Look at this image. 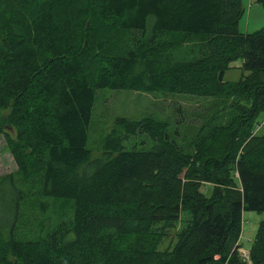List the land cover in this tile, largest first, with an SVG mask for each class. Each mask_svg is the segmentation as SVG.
Returning <instances> with one entry per match:
<instances>
[{
  "label": "trees",
  "instance_id": "obj_1",
  "mask_svg": "<svg viewBox=\"0 0 264 264\" xmlns=\"http://www.w3.org/2000/svg\"><path fill=\"white\" fill-rule=\"evenodd\" d=\"M241 13L240 0H0V136L15 164L0 176V264H264V26L238 31ZM104 88L219 109L188 150L164 121L117 116L92 155ZM138 134L151 146L125 149ZM244 210L262 214L247 260Z\"/></svg>",
  "mask_w": 264,
  "mask_h": 264
},
{
  "label": "rangeland",
  "instance_id": "obj_2",
  "mask_svg": "<svg viewBox=\"0 0 264 264\" xmlns=\"http://www.w3.org/2000/svg\"><path fill=\"white\" fill-rule=\"evenodd\" d=\"M240 2L242 13L237 20V30L249 33L264 26V11L261 3L257 0H240ZM239 65L238 60L232 62L230 68L224 71L222 79L224 81L238 80L242 73ZM218 109L215 99L188 94L139 93L131 90L100 89L95 93L91 109L86 148L91 151L92 155L98 154L103 138L111 130L115 117L137 119L142 116H150L166 122L170 129L176 128L178 142L188 150L198 125ZM259 120L264 123V117L261 115ZM262 127L264 128V126ZM263 128L260 127V131ZM9 132L12 134V131ZM123 146L125 149H148L151 143L144 134H138L125 141ZM14 170L15 164L0 136V176L12 173ZM39 203L40 201L36 202L33 208H25L23 211L28 220L34 219L37 215ZM261 218L262 214L255 211L244 210L241 213L238 239V254L241 258H246L245 254L247 253L243 255L242 250L247 252ZM172 239V235L170 238H166L164 246L171 243Z\"/></svg>",
  "mask_w": 264,
  "mask_h": 264
},
{
  "label": "built area",
  "instance_id": "obj_3",
  "mask_svg": "<svg viewBox=\"0 0 264 264\" xmlns=\"http://www.w3.org/2000/svg\"><path fill=\"white\" fill-rule=\"evenodd\" d=\"M262 123V122H261ZM260 126V124L259 125H257L256 126V128H255V130L258 128ZM238 250V249H237ZM242 250V249H241ZM242 253H243V255L245 254V253H247V252H245L244 250H242ZM246 255V258H242L243 260H247V254H245Z\"/></svg>",
  "mask_w": 264,
  "mask_h": 264
}]
</instances>
